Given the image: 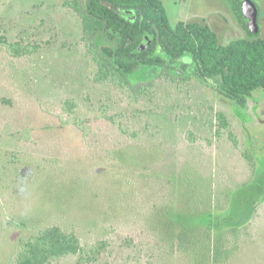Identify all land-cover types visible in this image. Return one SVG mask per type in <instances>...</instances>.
<instances>
[{"label":"rangeland","instance_id":"374dc122","mask_svg":"<svg viewBox=\"0 0 264 264\" xmlns=\"http://www.w3.org/2000/svg\"><path fill=\"white\" fill-rule=\"evenodd\" d=\"M64 1L0 0V36L41 46L18 59L0 47V96L11 101L0 102V264H14L20 241L51 223L74 227L85 250L107 242L82 264H189V257L155 253L146 221L151 203L138 200L159 175L173 180L183 172L193 186L199 174L212 177L211 213L183 215L186 222L219 225L227 256L210 264H264V88L238 106L217 92L215 81L191 77L185 53L186 69L169 64L147 81L135 73L131 82L149 84V93L117 105L125 123L144 129L141 142L109 154L108 141L95 139V152L87 150L59 117L61 103L74 99L82 112L112 93L91 80L80 18ZM161 1L171 25L203 20L224 43L249 36L238 11L253 3L264 38V0ZM218 113L228 128L219 127ZM23 128L33 140H17Z\"/></svg>","mask_w":264,"mask_h":264},{"label":"trees","instance_id":"16d2710c","mask_svg":"<svg viewBox=\"0 0 264 264\" xmlns=\"http://www.w3.org/2000/svg\"><path fill=\"white\" fill-rule=\"evenodd\" d=\"M63 4L80 18L84 56L93 64L91 80L112 93L110 97L100 98L96 107L82 112L74 99L61 103L59 117L66 126L74 127L87 150L91 146L94 151L95 139L108 141L109 154L123 144L141 142L144 129L125 123V113L117 105L123 99L130 105L149 93V84L131 82L135 73L147 81L163 73L169 64L178 70L186 69L189 64L180 61L185 53L191 55L190 76L203 83L215 81L217 92L238 106L244 107L253 91L264 88L263 37L249 34L224 43L203 20H178L171 25L161 0H65ZM146 36L150 45L139 51ZM0 47L12 59L29 56L41 48L37 41L24 43L8 40L4 35L0 36ZM0 102L6 105L11 101L0 96ZM217 116L219 127L228 128L224 115ZM15 134L19 142L33 140L30 131L24 128ZM184 176L183 172L172 180L161 174L154 180L156 187L153 183L143 186L147 189V198L138 197L151 203L146 221L155 253L177 255L181 260L189 257V264L215 263L225 251V237L219 225L211 220L209 223L192 221L211 213L212 177L199 174V178L193 179L196 183L193 186L188 185L189 177ZM184 211L191 212L186 214L192 217L189 222L183 219ZM245 222L242 219L239 224ZM106 244L101 240L97 246L85 250L74 227L51 223L20 241L14 264H51L76 255L77 264H82L94 260ZM226 256L223 255L224 260Z\"/></svg>","mask_w":264,"mask_h":264},{"label":"water","instance_id":"95a60500","mask_svg":"<svg viewBox=\"0 0 264 264\" xmlns=\"http://www.w3.org/2000/svg\"><path fill=\"white\" fill-rule=\"evenodd\" d=\"M127 14H131L130 10H126ZM240 22L243 28L250 35L259 34V26L257 22L258 9L255 4L250 3L248 5L241 6L238 11ZM133 18V16H131ZM145 43L139 45V51L145 50L150 45V39L146 36Z\"/></svg>","mask_w":264,"mask_h":264}]
</instances>
